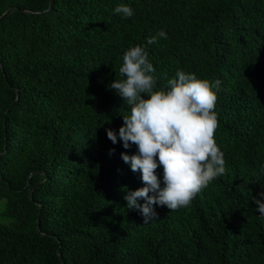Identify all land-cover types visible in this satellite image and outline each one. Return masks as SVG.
Returning a JSON list of instances; mask_svg holds the SVG:
<instances>
[{
  "label": "trees",
  "instance_id": "trees-1",
  "mask_svg": "<svg viewBox=\"0 0 264 264\" xmlns=\"http://www.w3.org/2000/svg\"><path fill=\"white\" fill-rule=\"evenodd\" d=\"M50 4L0 0V16L16 9L0 22V264H264L252 200L264 191V0ZM121 4L132 18L115 14ZM160 30L167 39L148 45ZM138 45L156 90L177 70L223 89L214 138L225 175L188 208L154 205L147 224L124 199L144 187L121 158L136 146L106 133L130 115L110 84Z\"/></svg>",
  "mask_w": 264,
  "mask_h": 264
},
{
  "label": "clouds",
  "instance_id": "clouds-1",
  "mask_svg": "<svg viewBox=\"0 0 264 264\" xmlns=\"http://www.w3.org/2000/svg\"><path fill=\"white\" fill-rule=\"evenodd\" d=\"M114 12L126 19L134 15V9L124 4ZM160 38L167 39L164 30L148 38L147 44ZM148 56L139 45L124 53L119 69L124 79L115 80L110 88L130 107V115L123 116L118 134L106 129L114 145L119 138L124 149L136 146L135 154L121 153V158L132 172H140L144 187L128 191L124 199L127 209L142 215L144 224L158 219L154 205L166 206L171 212L188 208L198 193L226 173L224 153L214 138L222 81L198 79L195 73L177 70L175 78L156 90L155 68ZM114 151L110 149L109 154ZM158 167L163 169V187L156 175ZM252 200L264 217V191Z\"/></svg>",
  "mask_w": 264,
  "mask_h": 264
},
{
  "label": "water",
  "instance_id": "water-1",
  "mask_svg": "<svg viewBox=\"0 0 264 264\" xmlns=\"http://www.w3.org/2000/svg\"><path fill=\"white\" fill-rule=\"evenodd\" d=\"M50 3L51 4H50L49 11H51L52 8H53V6H54V0H50ZM15 11H16V9H11L7 13H5L3 16H0V22L3 21V20H5V19H7L8 17H11Z\"/></svg>",
  "mask_w": 264,
  "mask_h": 264
},
{
  "label": "rangeland",
  "instance_id": "rangeland-1",
  "mask_svg": "<svg viewBox=\"0 0 264 264\" xmlns=\"http://www.w3.org/2000/svg\"><path fill=\"white\" fill-rule=\"evenodd\" d=\"M0 210H2V205L0 204Z\"/></svg>",
  "mask_w": 264,
  "mask_h": 264
}]
</instances>
